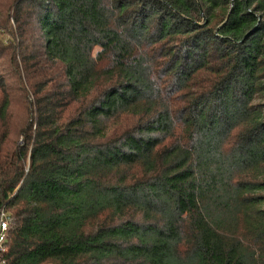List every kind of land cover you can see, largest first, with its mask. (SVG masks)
Returning <instances> with one entry per match:
<instances>
[{"label":"trees","instance_id":"obj_1","mask_svg":"<svg viewBox=\"0 0 264 264\" xmlns=\"http://www.w3.org/2000/svg\"><path fill=\"white\" fill-rule=\"evenodd\" d=\"M6 264H264V0L0 7Z\"/></svg>","mask_w":264,"mask_h":264},{"label":"built area","instance_id":"obj_2","mask_svg":"<svg viewBox=\"0 0 264 264\" xmlns=\"http://www.w3.org/2000/svg\"><path fill=\"white\" fill-rule=\"evenodd\" d=\"M12 224L9 214L1 209L0 210V264H6L5 255L9 249V237Z\"/></svg>","mask_w":264,"mask_h":264},{"label":"rangeland","instance_id":"obj_3","mask_svg":"<svg viewBox=\"0 0 264 264\" xmlns=\"http://www.w3.org/2000/svg\"><path fill=\"white\" fill-rule=\"evenodd\" d=\"M11 2V0H0V7L4 6V5H9Z\"/></svg>","mask_w":264,"mask_h":264}]
</instances>
